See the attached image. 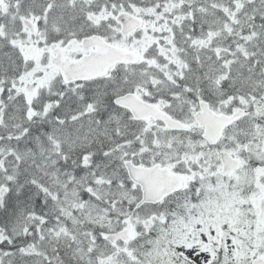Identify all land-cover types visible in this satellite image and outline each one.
<instances>
[{
  "label": "snow or ice",
  "instance_id": "6c2138e0",
  "mask_svg": "<svg viewBox=\"0 0 264 264\" xmlns=\"http://www.w3.org/2000/svg\"><path fill=\"white\" fill-rule=\"evenodd\" d=\"M0 264H264V0H0Z\"/></svg>",
  "mask_w": 264,
  "mask_h": 264
}]
</instances>
